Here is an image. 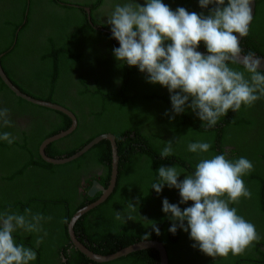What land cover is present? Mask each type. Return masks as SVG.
Returning a JSON list of instances; mask_svg holds the SVG:
<instances>
[{"label": "trees", "instance_id": "1", "mask_svg": "<svg viewBox=\"0 0 264 264\" xmlns=\"http://www.w3.org/2000/svg\"><path fill=\"white\" fill-rule=\"evenodd\" d=\"M104 1L0 0V66L4 74L22 92L66 106L76 119L68 133L44 147V154L60 158L100 133L114 137L118 156L114 186L103 201L75 221L77 240L105 255L148 235L163 245L168 264H264V98L251 108L242 106L235 113L229 110L212 128L202 127L203 122L190 108L175 115L167 88L149 83L146 73L116 60L113 49L119 42L112 37L107 17L102 18L97 9ZM110 2L115 6L126 0ZM137 2L143 5L145 0ZM163 3L173 11L184 7L204 15L212 8L202 9L199 0ZM252 15L249 34L240 40V48L243 55L251 52L264 57V0H253ZM197 50L207 52L203 42ZM230 66L244 70L237 64ZM0 93V108L9 109L12 120L11 127H0V134L10 132L16 138L11 145L0 140V213L24 214L25 209H31L33 214L51 217L42 222L40 233L20 229L13 233L17 244L36 251L37 259L31 264H158L157 253L151 248L105 262H94L75 249L68 239L67 222L75 210L100 195V191L87 195L92 181L107 185L109 142L101 139L61 164L47 163L38 155L37 146L66 128L69 117L16 96L1 81ZM18 118H25L23 125ZM170 140L174 154L162 159L160 152ZM197 141L212 146L207 153L188 152L187 144ZM219 154L231 161L245 157L254 166L243 177L251 199L242 198L239 205L230 207H236L238 215L255 225L261 239L242 256L214 259L193 247L196 242L190 239V232L179 227L175 234L169 231L172 221L170 214L162 211L163 199L178 204L181 210L193 202L180 204L178 189L165 185L157 194L151 185L161 166L184 169L178 178L182 181L194 173L201 159ZM130 202L136 205L134 211L128 208ZM116 211L126 222L115 219ZM129 215L132 220H127ZM150 221L156 222L160 235ZM38 236H43V241L36 247Z\"/></svg>", "mask_w": 264, "mask_h": 264}, {"label": "clouds", "instance_id": "2", "mask_svg": "<svg viewBox=\"0 0 264 264\" xmlns=\"http://www.w3.org/2000/svg\"><path fill=\"white\" fill-rule=\"evenodd\" d=\"M251 4L252 0H227V3L226 0H199L202 9L212 6L209 14L204 15L189 12L184 7L173 11L163 0H145L143 5L137 0L118 3L107 16L112 37L120 45L113 49L114 56L122 65L137 67L141 73H146L149 83L167 88L172 113L180 115L190 108L203 122L202 127L212 128L229 110L235 113L242 106L251 108L264 98V59L251 52L241 59L240 40L248 36L253 20ZM201 42L208 55L197 50ZM237 63L243 64V71L230 66ZM11 126L9 109L0 108V127ZM15 139L10 132L0 134V140L9 145ZM211 146L210 142H189L187 151L207 153ZM173 154V141L165 142L160 157L164 159ZM253 170L247 158L231 161L223 154L201 159L194 173L186 175L182 181L178 178L184 169L161 166L151 189L159 194L167 185L169 189L179 190L180 204L193 202L192 206L181 210L178 204L163 199L162 211L170 214L172 221L169 231L175 234L179 227L190 232V239L196 242L193 247L198 246L214 259L227 258L229 254L244 255L261 236L255 225L238 215L237 208L230 205H239L242 198L251 199L252 193L243 177ZM128 208L134 211L136 205L130 202ZM50 219L41 213L33 214L31 209H25L24 214L0 213V264L34 262L36 251L17 244L13 233L18 229L40 233L42 222ZM115 219L125 221L117 211ZM127 220H132L130 215ZM150 222L160 235L156 222ZM42 241L43 236H38L36 247Z\"/></svg>", "mask_w": 264, "mask_h": 264}, {"label": "water", "instance_id": "3", "mask_svg": "<svg viewBox=\"0 0 264 264\" xmlns=\"http://www.w3.org/2000/svg\"><path fill=\"white\" fill-rule=\"evenodd\" d=\"M251 7H252V12H253V0H252ZM84 10L86 13H88L87 7H84ZM87 20L90 23V25H92L88 16H87ZM92 27L95 28V26H92ZM199 52L203 53L204 55H208V53L206 51H199ZM243 56H246V55L241 54V59L243 58ZM256 57L264 59V57H260V56H256ZM237 65L243 66L242 63H237ZM0 81L3 84H5L16 96H18V97H20V98H22V99H24L30 103L39 105V106L47 107V108L54 109L57 111L60 110V111L64 112V114H66L69 117L70 123L66 128L61 129L59 132H57L55 134H52L50 136L45 137L38 144L37 153L43 161H45L47 163H51V164H61V162L70 160V159L76 157L77 155L78 156L81 155L89 147H91L93 144H95L96 142H98L101 139H106L109 142V146H110V173H109L107 185L105 187H102L98 182L92 181L90 187L86 191L87 195L92 196L96 191H100V195L95 200H93V201L83 205L79 209L75 210L67 222V232H68V236H69L68 239L71 242V244L75 247V249H77L85 257H87L88 259H90L94 262H105V261H109V260H112L114 258L123 256V255H125L129 252H132V251L151 248V249H154L157 253L158 264H168L165 249H164L163 245L156 239L138 240V241L130 243L124 247H121L112 253L105 254V255L94 253L93 251L86 248L84 245H82L77 240L75 233H74V229H73V225H74L75 221H77L79 216L81 214H83L85 211H87L88 209L96 206V204L103 201L108 196V194L111 192V190L114 186V182H115V178H116V171H117L116 170V168H117V157H118L117 153H116V146H115L114 137L110 133H100V134L94 136L93 138H91L81 148L76 149L74 152H72L66 156H61L60 158L48 157L46 154H44V151H43L44 147L49 142L56 140V139L60 138V136L68 133L75 126L76 119H75L73 112L69 108H67L66 106L61 105L59 103L56 104V103H53L50 101L40 100V99H37L31 95H28V94L22 92L14 84L11 83V81L7 78V76L2 71L1 66H0Z\"/></svg>", "mask_w": 264, "mask_h": 264}, {"label": "flooded vegetation", "instance_id": "4", "mask_svg": "<svg viewBox=\"0 0 264 264\" xmlns=\"http://www.w3.org/2000/svg\"><path fill=\"white\" fill-rule=\"evenodd\" d=\"M111 2L110 0H105L103 5L99 6L97 9L101 12V16L102 18H106L107 16L110 15L111 11L113 10L114 6H111ZM2 55V53H0V56ZM0 93V100L3 101V96L1 97ZM16 121L18 123H20L21 125H23V123L25 122V118H18L16 119Z\"/></svg>", "mask_w": 264, "mask_h": 264}]
</instances>
